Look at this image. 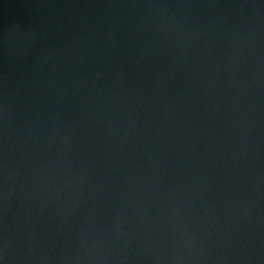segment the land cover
Segmentation results:
<instances>
[{"label":"water","instance_id":"95a60500","mask_svg":"<svg viewBox=\"0 0 264 264\" xmlns=\"http://www.w3.org/2000/svg\"><path fill=\"white\" fill-rule=\"evenodd\" d=\"M0 264H264V0H0Z\"/></svg>","mask_w":264,"mask_h":264}]
</instances>
